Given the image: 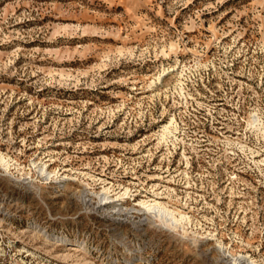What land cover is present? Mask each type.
Masks as SVG:
<instances>
[{
	"label": "rangeland",
	"instance_id": "obj_1",
	"mask_svg": "<svg viewBox=\"0 0 264 264\" xmlns=\"http://www.w3.org/2000/svg\"><path fill=\"white\" fill-rule=\"evenodd\" d=\"M254 113L264 0H0V264H264Z\"/></svg>",
	"mask_w": 264,
	"mask_h": 264
},
{
	"label": "bare ground",
	"instance_id": "obj_2",
	"mask_svg": "<svg viewBox=\"0 0 264 264\" xmlns=\"http://www.w3.org/2000/svg\"><path fill=\"white\" fill-rule=\"evenodd\" d=\"M158 79H161V74L157 77ZM181 83H183L181 81ZM183 89V87H182ZM251 125H253L256 129L260 130L262 134L264 135V121L259 116L258 113H254L252 117V121L250 122ZM177 125L175 117L171 118V120L163 126V131L161 133V137L164 140L169 139V137L174 136L175 140L178 139L177 135ZM0 161L1 163L8 168L10 166L8 159H6V156L0 152ZM39 171L42 174L50 175L52 172L48 171L47 164L43 163L41 165L38 164ZM130 195V189L125 188V191L123 193H120L116 195L117 197L114 198L112 195H110V188L104 187L103 193L100 196V199L102 201L108 202H115L117 200H122ZM118 204H113L112 207H117ZM140 206L139 210H145L147 212L152 213L158 220L166 226L170 227H176L179 225L185 226L186 221L190 220V216L186 213L180 211L176 208H170L165 202L159 201L158 199H145L142 198L139 200L138 204ZM234 254V253H233ZM233 259L242 261V259H245L247 261V264H259L258 262L251 260L249 261V258L244 255L236 256L233 255Z\"/></svg>",
	"mask_w": 264,
	"mask_h": 264
}]
</instances>
